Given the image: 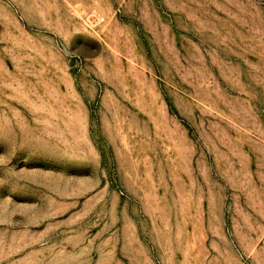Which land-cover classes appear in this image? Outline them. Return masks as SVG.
Here are the masks:
<instances>
[{"label": "rangeland", "instance_id": "374dc122", "mask_svg": "<svg viewBox=\"0 0 264 264\" xmlns=\"http://www.w3.org/2000/svg\"><path fill=\"white\" fill-rule=\"evenodd\" d=\"M0 264H264V0H0Z\"/></svg>", "mask_w": 264, "mask_h": 264}]
</instances>
